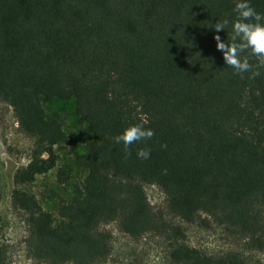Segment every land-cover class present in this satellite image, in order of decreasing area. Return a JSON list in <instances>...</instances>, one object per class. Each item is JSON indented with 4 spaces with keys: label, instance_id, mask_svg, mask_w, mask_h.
Masks as SVG:
<instances>
[{
    "label": "trees",
    "instance_id": "trees-1",
    "mask_svg": "<svg viewBox=\"0 0 264 264\" xmlns=\"http://www.w3.org/2000/svg\"><path fill=\"white\" fill-rule=\"evenodd\" d=\"M237 0H0V101L31 138L14 175L11 206L24 213L27 253L46 264H102L115 221L137 238L164 235L171 264H264V69L241 79L225 42ZM264 14V0H249ZM243 55L247 56V53ZM255 65V58L249 57ZM73 99L91 134L75 167L85 172L52 212L19 186L55 165L66 134L44 100ZM142 124L155 135L126 155L113 137ZM162 145L166 147H162ZM150 149V158L137 157ZM58 178L68 179L66 167ZM165 195L167 219L144 190ZM223 226L241 248L207 252L180 224ZM0 264H9L0 247Z\"/></svg>",
    "mask_w": 264,
    "mask_h": 264
},
{
    "label": "rangeland",
    "instance_id": "rangeland-1",
    "mask_svg": "<svg viewBox=\"0 0 264 264\" xmlns=\"http://www.w3.org/2000/svg\"><path fill=\"white\" fill-rule=\"evenodd\" d=\"M46 118H57L65 131V140L54 146L55 165L44 173H36L32 180L19 187L34 194L45 209L54 212L55 201L69 197L73 185L85 176L75 167V155L85 151L91 134L86 124L78 119L73 99H50L43 102ZM32 147V140L20 131L10 106L0 101V247L5 251L9 264H46L28 255L24 239L27 235L24 213L11 206L10 195L15 185V171L25 165ZM66 167L68 179L58 178L60 167ZM146 197L154 210L161 211L167 219L165 195L159 186L146 184ZM185 234V242L207 252H222L241 248V243L223 226L209 223L200 226L174 219ZM111 232V251L102 264H171L167 256L164 235L147 233L131 237L120 231L117 222L105 226ZM264 259V254L254 252Z\"/></svg>",
    "mask_w": 264,
    "mask_h": 264
},
{
    "label": "clouds",
    "instance_id": "clouds-1",
    "mask_svg": "<svg viewBox=\"0 0 264 264\" xmlns=\"http://www.w3.org/2000/svg\"><path fill=\"white\" fill-rule=\"evenodd\" d=\"M235 19L225 18L216 22L212 27L215 33L230 28V34L225 42L220 35H213L215 47L222 53L227 67L234 70V74L241 79L245 74L248 79H255L264 69V14L258 13L249 0H237L233 8ZM247 53L248 55H243ZM249 57L255 58V65ZM155 135L150 128L142 124L130 125L113 137V143L122 144L126 155H131L130 146L138 141L150 140ZM162 147H166L162 145ZM136 155L141 160L150 158V149H138Z\"/></svg>",
    "mask_w": 264,
    "mask_h": 264
}]
</instances>
